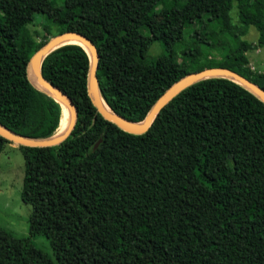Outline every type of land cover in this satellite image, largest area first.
<instances>
[{
    "label": "trees",
    "instance_id": "1",
    "mask_svg": "<svg viewBox=\"0 0 264 264\" xmlns=\"http://www.w3.org/2000/svg\"><path fill=\"white\" fill-rule=\"evenodd\" d=\"M37 14L49 22L39 41L26 24ZM250 26L256 41L242 38ZM66 31L95 44L101 96L129 121L207 67L231 68L264 89V69L253 70L247 54L264 47V0H0V124L8 130L42 139L64 122L63 104L31 81L29 60ZM154 42L162 51L152 56ZM89 68L78 43L41 62L76 122L56 145L17 144L29 235L0 229V264H264V101L232 79L204 78L134 134L94 106ZM7 143L0 135V152ZM37 235L54 259L34 244Z\"/></svg>",
    "mask_w": 264,
    "mask_h": 264
},
{
    "label": "water",
    "instance_id": "2",
    "mask_svg": "<svg viewBox=\"0 0 264 264\" xmlns=\"http://www.w3.org/2000/svg\"><path fill=\"white\" fill-rule=\"evenodd\" d=\"M77 39L78 42H67L63 43L67 39ZM69 43H78L83 46L89 55L90 60V68H89V76H88V86L89 92L92 99L94 106L97 108L99 113L108 121L115 123L121 129L134 133L140 134L148 130L152 122L154 121L157 114L160 110L179 92L185 89L187 86L191 85L195 81L209 78V77H226L232 79L233 81L241 84L252 93H254L257 97L264 101V89L259 87L257 84L246 78L245 76L241 75L240 73L232 70L231 68L225 66H213L207 67L205 69L199 71H193L182 77L178 80L175 84H173L168 90H166L158 100L153 104L149 112L146 114L145 118L138 125L139 122L129 121L122 116L116 114L111 108L107 105L108 109H105L100 102V98H102L99 85H98V78L96 75L97 70V63L99 59V54L96 49L95 44L86 36L81 33L75 31H66L60 34H57L47 40L42 46H40L31 56L29 60V76L31 81L32 76L36 78L39 83V86L35 84L37 87L43 89L47 93L51 94L54 98H56L63 106H66L70 113V118L68 121V125L64 132L59 136H50L47 138L36 139L25 137L19 134H16L4 126L0 124V135L4 138L8 139L9 141L18 144V145H25V146H32V147H45L56 145L63 141L72 131L73 127L75 126L76 122V110L71 102V100L58 88L54 87L49 81H47L42 73H41V62L48 55L51 51L58 48L61 45L69 44ZM103 99V98H102ZM104 101V100H103ZM67 119L65 114V119ZM100 142V139L95 144V147Z\"/></svg>",
    "mask_w": 264,
    "mask_h": 264
},
{
    "label": "rangeland",
    "instance_id": "3",
    "mask_svg": "<svg viewBox=\"0 0 264 264\" xmlns=\"http://www.w3.org/2000/svg\"><path fill=\"white\" fill-rule=\"evenodd\" d=\"M40 8V6H38ZM47 10V8H45ZM233 21H236V9L231 10ZM25 20H20L15 27L25 24ZM49 22L41 14H37L33 19L32 24H28L30 31L34 34L35 38L39 41L44 39L46 34L42 32L44 25ZM190 29H187L189 33ZM185 35L183 44H190L191 37ZM258 31L254 26H250L247 33L242 38L248 41H256ZM51 37H47L49 40ZM162 51L159 42H154L150 49L149 54L154 56ZM176 57L179 62L182 61L181 48L178 46L176 49ZM250 66L253 70L264 69V47L247 52ZM216 54H212L214 57ZM220 56L217 54L216 59ZM15 143L5 144L3 150L0 152V229H5L18 237H27L29 235V216L31 214V206L26 204L21 199L22 179L24 173V158L22 152ZM34 244L43 252L48 254L54 259L53 250L50 246L48 239L44 235H37L33 238Z\"/></svg>",
    "mask_w": 264,
    "mask_h": 264
},
{
    "label": "bare ground",
    "instance_id": "4",
    "mask_svg": "<svg viewBox=\"0 0 264 264\" xmlns=\"http://www.w3.org/2000/svg\"><path fill=\"white\" fill-rule=\"evenodd\" d=\"M67 42H78V40H77V39H71V38H70V39L65 40V41L62 42L61 44H63V43H67ZM32 80L34 81L35 84H37V85L39 86V83H38V81L36 80L35 77L32 76ZM100 102H101V105H102L105 109H108L107 105L105 104V102L103 101L102 98H100ZM64 112H65V114H66L67 119L61 124V126H60L58 132H57L54 136H59V135H61V134L64 132V130L66 129L67 125H68V121H69V118H70V113H69V110H68V108H67L66 106H64ZM140 124H141V122L138 123V125H140Z\"/></svg>",
    "mask_w": 264,
    "mask_h": 264
}]
</instances>
